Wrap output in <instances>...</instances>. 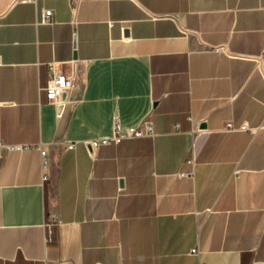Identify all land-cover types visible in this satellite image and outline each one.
Here are the masks:
<instances>
[{"label":"crops","instance_id":"obj_1","mask_svg":"<svg viewBox=\"0 0 264 264\" xmlns=\"http://www.w3.org/2000/svg\"><path fill=\"white\" fill-rule=\"evenodd\" d=\"M0 264H264V0H0Z\"/></svg>","mask_w":264,"mask_h":264},{"label":"built area","instance_id":"obj_2","mask_svg":"<svg viewBox=\"0 0 264 264\" xmlns=\"http://www.w3.org/2000/svg\"><path fill=\"white\" fill-rule=\"evenodd\" d=\"M26 2H34V0H24ZM52 19L51 9H41L39 13V23L47 24L50 23ZM79 67L75 61L66 63L65 65L56 62H50L48 64V80L46 85V96L47 100L54 105L55 108V118L57 121L62 120L66 111L71 109L77 101V98L71 96V91L76 87V81L78 78ZM151 113L148 112L142 119L138 126H128L122 127L120 123H114L113 133L110 136L92 138L88 140H83V144L89 147L90 156L94 155V149L100 146H105L111 143H118L123 138H133V137H143L152 136L153 126H152ZM224 131L231 130H249L254 132L256 129L248 127L246 122H241L235 125L232 121H226L223 126ZM202 129H196L195 132H201ZM10 148H27L28 146H9ZM73 145H69L68 149H71ZM41 155L45 152L39 151ZM197 248L190 249V253H196Z\"/></svg>","mask_w":264,"mask_h":264},{"label":"water","instance_id":"obj_3","mask_svg":"<svg viewBox=\"0 0 264 264\" xmlns=\"http://www.w3.org/2000/svg\"><path fill=\"white\" fill-rule=\"evenodd\" d=\"M73 57H74V59H75L76 55H73Z\"/></svg>","mask_w":264,"mask_h":264}]
</instances>
